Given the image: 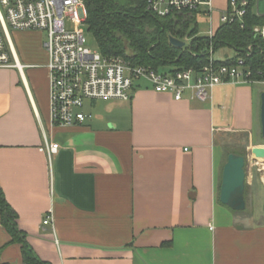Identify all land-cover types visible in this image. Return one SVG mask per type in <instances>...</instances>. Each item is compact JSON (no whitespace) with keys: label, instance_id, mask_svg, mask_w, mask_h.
<instances>
[{"label":"crops","instance_id":"obj_1","mask_svg":"<svg viewBox=\"0 0 264 264\" xmlns=\"http://www.w3.org/2000/svg\"><path fill=\"white\" fill-rule=\"evenodd\" d=\"M214 2L218 28L224 4ZM37 34L19 33L22 69L0 68V184L39 258L264 264V224H244L220 202L225 133L249 134L253 145L263 92L255 123L254 84L225 83L202 103L191 92L176 101L141 80L131 101L99 108L109 101H92L85 107L92 120L51 127L49 59ZM46 137L60 145L51 157L41 151ZM49 213L53 223L44 226ZM9 240L0 224L1 262L22 264Z\"/></svg>","mask_w":264,"mask_h":264},{"label":"built area","instance_id":"obj_2","mask_svg":"<svg viewBox=\"0 0 264 264\" xmlns=\"http://www.w3.org/2000/svg\"><path fill=\"white\" fill-rule=\"evenodd\" d=\"M215 0H146L147 9L165 17L174 12L188 11L204 19L210 27L209 37L224 24L243 22L251 0H224L214 27ZM256 15L264 16V0H255ZM263 9V10H262ZM87 7L85 0H0V68L22 69L11 38V32L46 34L43 47L48 54L49 105L51 127L81 126L93 119L85 111L88 103L97 100L129 102L135 84L141 80L151 85L156 93L170 94L182 101L188 92L205 103L212 91L225 83L255 84L252 71L243 59L233 64H216L211 51L209 64L201 70L161 72L148 67H137L120 56H104L86 44ZM69 25H74L69 29ZM255 33L264 38V25ZM60 145L45 138L41 151L50 157ZM53 214L43 225L53 223Z\"/></svg>","mask_w":264,"mask_h":264},{"label":"trees","instance_id":"obj_3","mask_svg":"<svg viewBox=\"0 0 264 264\" xmlns=\"http://www.w3.org/2000/svg\"><path fill=\"white\" fill-rule=\"evenodd\" d=\"M243 22L221 25L214 37L200 34L199 19L193 12H174L161 17L147 9L146 0H85L88 17L87 29L93 34L104 56H120L137 67L160 70L169 67L171 72L187 69L201 70L213 56L224 48L234 56L217 60L228 65L243 59L252 71V79L264 80V38L254 29L264 25V16L254 12L253 4ZM186 43L177 48L170 38ZM215 57V56H214ZM243 155L230 150L227 153ZM241 213V212H238ZM0 224L10 236L5 246L19 245L22 264H48L42 261L19 228L18 215L8 203L0 184ZM0 264L2 263L0 258Z\"/></svg>","mask_w":264,"mask_h":264},{"label":"rangeland","instance_id":"obj_4","mask_svg":"<svg viewBox=\"0 0 264 264\" xmlns=\"http://www.w3.org/2000/svg\"><path fill=\"white\" fill-rule=\"evenodd\" d=\"M224 0H221V3H223ZM263 10V9H262ZM74 25H69V29H73ZM199 28H200V34L208 36V32L210 31L209 24L204 20H199ZM20 32H11V38L12 42L14 44V47H16L17 53L20 54V59L23 64H25L24 59L22 58L21 53V47H20ZM46 34L39 33L36 35V39L34 41L39 42L42 44L45 41ZM85 38L87 41L86 46L91 49L92 51H99V46L93 36L92 33H90L85 27ZM44 48V47H43ZM45 50V49H44ZM226 55L232 57L234 56V51L229 48L221 49L220 51L215 53V59L222 60L226 57ZM169 67H163L160 69L161 72H167L169 71ZM28 70L25 72L27 73ZM264 92V84H254L253 85V93L255 97V123L258 122V112H259V96L260 93ZM106 101H100L98 102V108L102 107L103 105L111 104L110 102L116 101V100H107ZM120 102V101H118ZM87 106V105H86ZM99 109H97L98 112ZM258 118V120H257ZM258 128V126H257ZM256 140H253L252 144L254 143H262L264 146V141L261 140V132L260 128L257 129L256 133ZM253 145H251V141L249 139V134L246 133H239V132H230L225 133L224 136V150L225 155L231 150L237 151L245 157L246 165H245V172H246V189H245V200H246V210L241 212L240 216L243 217L244 224L247 225H258V224H264V159H259L254 154V148Z\"/></svg>","mask_w":264,"mask_h":264},{"label":"water","instance_id":"obj_5","mask_svg":"<svg viewBox=\"0 0 264 264\" xmlns=\"http://www.w3.org/2000/svg\"><path fill=\"white\" fill-rule=\"evenodd\" d=\"M170 43L177 48H184L186 43L179 39L170 38ZM261 134L264 140V92L261 94L260 112ZM254 154L264 159V147L254 148ZM246 160L245 157L234 153L229 154L223 167L222 183L220 188V202L235 212L246 210Z\"/></svg>","mask_w":264,"mask_h":264}]
</instances>
